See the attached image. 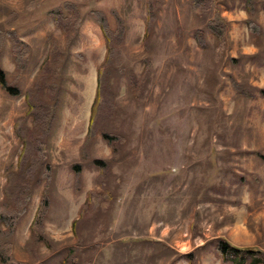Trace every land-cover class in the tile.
Instances as JSON below:
<instances>
[{
	"label": "rangeland",
	"instance_id": "1",
	"mask_svg": "<svg viewBox=\"0 0 264 264\" xmlns=\"http://www.w3.org/2000/svg\"><path fill=\"white\" fill-rule=\"evenodd\" d=\"M201 1L196 11L191 0H0V27L31 48L23 71L9 36L0 55L8 82L21 89L0 85V206L14 214L10 227L0 221L12 252L0 264H232L216 252L218 238L264 256V0H252L251 11L245 0ZM58 7L68 33L50 11ZM97 10L124 32L88 138L108 53ZM45 70L43 130L33 127L25 93ZM17 123L33 128L44 149L12 204L5 190L23 150ZM104 131L122 137L115 149ZM91 188L105 197L77 235L72 221ZM45 193L37 228L45 240L36 242L31 223Z\"/></svg>",
	"mask_w": 264,
	"mask_h": 264
},
{
	"label": "trees",
	"instance_id": "2",
	"mask_svg": "<svg viewBox=\"0 0 264 264\" xmlns=\"http://www.w3.org/2000/svg\"><path fill=\"white\" fill-rule=\"evenodd\" d=\"M191 3H192V7L196 11H200L203 8V2L201 0H191ZM245 3H246V8L249 11H251L254 7L253 1L245 0ZM64 5L69 6L70 4L69 2H65ZM62 9L63 7H58L50 11L51 13H53L56 24L62 27L63 30L68 33L70 28L69 27L70 19L67 16H63ZM96 13L98 16V21L101 24V27L104 31L107 40L108 53L104 62L98 67L97 70V81H98L97 92H96V97L92 103L91 121L88 131L90 133H88V138L92 135L94 127H96V122L100 114L101 105L102 103H104L103 100L105 99V97L103 95L102 88L105 80L107 66L111 61V56L114 51L115 41H117V39L119 40L124 32V29L121 27L120 28L116 27L115 29H112L111 25L108 23L109 20L103 11L97 10ZM247 25L251 32L256 31L255 30L256 24L250 19L247 20ZM194 35L199 44L201 45L204 44L205 41H204L203 31L201 29H196ZM7 36H9L13 40L12 51L14 53L16 66L20 69V71H23V68L25 67L26 64V60L30 56L31 48L25 40H23L22 38L16 35V31L14 28H9L8 30H6L0 27V55L5 49ZM56 48H57L56 43H53L50 47L49 55L45 59L43 67H45L46 64L49 62L51 56L56 51ZM46 73H47L46 70L45 72H42V76L37 78L34 81L33 85L29 88V91H26L25 93L29 105L28 113L34 116L33 123L35 125L33 127L41 128L43 130L46 129L45 122H46V117L48 116V110L45 107L44 99L39 91L41 89V83L45 80L44 76H46ZM0 85L8 92L14 94L21 93V89L17 85H13L8 82L7 73L1 63V58H0ZM132 87L134 90H137V84L135 81H133ZM261 92L264 95V89H262ZM17 132L19 133L21 140L23 142V150L19 156V169L17 170V172H14V174H9V180L5 190L6 194L11 199L10 202L12 204L17 203V201L14 200L16 196L17 199H20L22 197V194L25 193L27 185L29 184L28 181L30 180L29 177L32 171L31 167L35 165L36 155L38 153L43 152L44 149V141L40 138L39 135H35V130H33V128H28L26 131L21 128L20 123H17ZM103 135L111 143L113 149H115V143H118L119 141L122 140V137L117 133L104 131ZM37 143H39V145H37ZM27 161L29 162L27 163ZM94 162H96L104 172V168H105L104 160L94 159ZM73 168L75 170L76 189L79 190L82 164L77 162L73 165ZM12 192H16V195L12 196ZM103 195L104 192H99L94 188L88 190L86 199L80 208V217L75 218L72 221V229L75 234L79 235L78 223L80 222V220L86 218L89 212L94 207L98 206L100 200H102L105 197ZM46 199H47V194L45 193L42 196L36 215L34 216V219L32 220L31 223L33 230L32 236L35 239L34 241L36 242H38L40 239L45 240L44 234L40 233V231H37V228L43 218V213L46 207L45 203L47 201ZM6 209H7L6 206L4 208L3 205L0 206V221L6 222L7 226L10 227L14 221L13 220L14 214L9 215V213H6L5 211ZM2 233H3L2 229H0V237L2 236L1 235ZM0 242H1L0 260L2 263L9 262L12 258L10 240L7 238H3L2 240H0ZM215 250L216 252L222 255L223 259L231 261L232 264H263L264 263V256L262 255L259 249H256L254 247L236 246L222 238H218L216 240ZM192 262L193 260L191 258L189 260V264H193ZM64 263H66V260H64Z\"/></svg>",
	"mask_w": 264,
	"mask_h": 264
}]
</instances>
